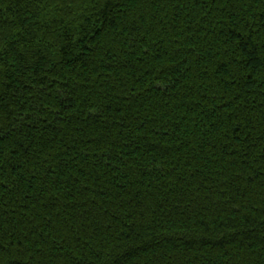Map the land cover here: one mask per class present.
Here are the masks:
<instances>
[{
  "label": "trees",
  "instance_id": "trees-1",
  "mask_svg": "<svg viewBox=\"0 0 264 264\" xmlns=\"http://www.w3.org/2000/svg\"><path fill=\"white\" fill-rule=\"evenodd\" d=\"M0 264H264V0H0Z\"/></svg>",
  "mask_w": 264,
  "mask_h": 264
}]
</instances>
